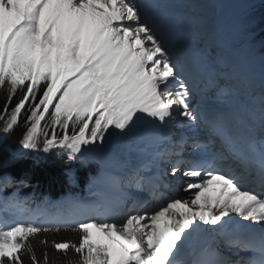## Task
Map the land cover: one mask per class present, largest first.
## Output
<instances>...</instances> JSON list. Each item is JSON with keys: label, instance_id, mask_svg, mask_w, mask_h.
<instances>
[{"label": "snow or ice", "instance_id": "obj_1", "mask_svg": "<svg viewBox=\"0 0 264 264\" xmlns=\"http://www.w3.org/2000/svg\"><path fill=\"white\" fill-rule=\"evenodd\" d=\"M184 6L185 0H0V137L23 117L22 151L9 152V163L27 152H55L66 166L88 168L100 163L94 150L110 138L118 142V158L155 132L166 142L155 159L171 165L154 178L142 174L144 166L125 178L88 174L90 183L105 180L125 194V203L133 200L123 216L11 224L6 214L26 201L4 190L28 184L0 173V264H25V257L28 264H264V73L235 115L223 106L235 85L219 70L229 52L191 33L189 46L205 66L204 87L218 105L198 111V88L170 35L187 33ZM176 128L202 130L204 139L192 143L200 160L183 158L189 138H177ZM65 174L75 181L71 167ZM169 175L187 178V198L179 185L168 196L160 191L171 187L164 182ZM146 183L156 201L151 208L127 196ZM62 229L78 241L49 240Z\"/></svg>", "mask_w": 264, "mask_h": 264}, {"label": "trees", "instance_id": "obj_2", "mask_svg": "<svg viewBox=\"0 0 264 264\" xmlns=\"http://www.w3.org/2000/svg\"><path fill=\"white\" fill-rule=\"evenodd\" d=\"M261 15V22L264 24V10ZM4 100L5 93L0 91V106L3 105ZM22 130L23 117L21 118V126L10 136L0 137V173H9L18 180L24 179L27 181L28 186H17L20 189V196L31 206L36 204L63 203L66 196L76 190L67 181L65 173L68 167H75L77 180L82 186L88 181V174H94L97 171L95 163L90 164L88 168L83 167L79 163L66 166L61 160L57 159L55 152L49 155L27 152L24 159L9 163V152L22 151L18 142ZM7 149L13 150L8 151ZM48 238L49 240L55 238L56 240L69 239L78 241L79 236L73 231L62 229L59 234L50 233ZM33 245L39 255L41 245L37 240H33ZM49 253L50 255L54 254L51 249H49ZM25 264H28L27 257H25Z\"/></svg>", "mask_w": 264, "mask_h": 264}, {"label": "rangeland", "instance_id": "obj_3", "mask_svg": "<svg viewBox=\"0 0 264 264\" xmlns=\"http://www.w3.org/2000/svg\"><path fill=\"white\" fill-rule=\"evenodd\" d=\"M218 2V4L220 5V7H224L227 3L228 0H216ZM252 5L250 4L249 0H235V3L233 5V8L229 10V12H227V16L224 17V22H227L228 20L231 21H238V31H236V37H238L239 35H242L243 37L242 40H244L243 42L249 43L250 45H252L254 42L258 41V37H255L258 35L259 33V29L258 27L255 26V24H259L260 23V18H261V14L260 13H254L249 17H245L247 19H240L241 15H246L248 12L253 11V8H255L256 6H253V8L251 7ZM253 20V21H252ZM248 22V23H247ZM253 22V28L251 30H247V24H252ZM250 28V26H249ZM229 42V41H227ZM242 42V43H243ZM241 44V40L240 39H234L233 40V47H238ZM246 55L249 56L252 60H256L257 58L261 57L264 54H261L258 52V48L256 46H252L250 49H248L246 51ZM264 60V58H263ZM254 67L252 72L254 75H256L258 78H261L262 73H264V64H260V65H252ZM113 142L115 145H117L116 150L111 153L110 155H101V154H95L100 161V168L103 171L104 169H109L112 170V161L114 160H118L119 162H121L123 164L124 160H127L128 164L132 162V158L134 157V152H133V144L131 146L130 151L128 152L127 155H119L118 158L116 157L117 154V150H118V142L114 139V138H110L109 142L107 143V145L110 142ZM18 143V142H15ZM9 150H13V149H7ZM134 160V159H133ZM112 162V163H111ZM111 165V167L109 166ZM114 168V167H113ZM128 169H130L129 167H127ZM115 170V169H114ZM110 175H116V173H110V172H104ZM72 185H76V179L74 182H71ZM98 183H96L97 186ZM93 183H90L87 187L86 193L85 195H87V197L89 198V196L93 193L96 192V187L94 186L92 189ZM90 191V192H89ZM6 194V193H5ZM13 194H16L13 193ZM12 194V195H13ZM12 195H8V196H12ZM78 197H70L69 200L67 201V204H71V203H76L78 200ZM95 197H91V201H94ZM27 208L24 206L23 209H11L9 210V212L6 214L5 220L6 223L11 224L14 222H9L8 219L12 218L11 220H13V218L16 217V215H19L21 212L26 213ZM36 212H40L42 213V216L38 219V220H34L35 222H42L45 218H52L56 215V211L53 212H49V215H44L45 210H38ZM69 213V211H68ZM66 213V214H68ZM71 213H73V211H71Z\"/></svg>", "mask_w": 264, "mask_h": 264}, {"label": "bare ground", "instance_id": "obj_4", "mask_svg": "<svg viewBox=\"0 0 264 264\" xmlns=\"http://www.w3.org/2000/svg\"><path fill=\"white\" fill-rule=\"evenodd\" d=\"M228 2H230L231 4L228 5L227 7H231L232 3H234V0H229ZM229 10V9H228ZM227 11V10H225ZM232 28H234V24H230L228 26V28L226 30H224L222 33H217V31H214L212 34L213 35H217L218 36V40L223 41V39L225 38L226 35L223 36V34L227 33L229 30H231ZM172 40H175V36L170 33ZM199 37V36H198ZM177 43H179V45H177L175 42V53H176V57L178 58V60H181L183 58H187L188 56L192 57L194 56L196 59L197 57V53L196 51H192L190 54L187 53V51L190 50L186 48H184L183 43L185 42V40H177ZM201 60H197L196 63L197 64H201ZM244 64V63H243ZM240 65V62L237 64V67ZM245 65V64H244ZM203 67L204 64L202 65ZM245 74V73H243ZM261 79H257V82H259ZM260 83V82H259ZM259 83L257 84V86L259 85ZM227 101H225L224 103V107H229L230 104L232 103V100L230 98L226 99ZM196 131V130H195ZM193 131V132H195ZM158 135L153 132L151 134V139L148 141H142V140H137L134 141L133 144V152L135 157L133 158L136 166H144L147 164L146 159L147 157L150 155V152L148 151V149H152L153 146H155V142H156V137ZM147 148V149H146ZM115 148H111L110 146L108 147H104L101 150H95L94 153H102V154H106L109 155L112 152H114ZM192 159V158H191ZM114 167V168H113ZM112 168L115 169L114 173H116V175H110V176H117V177H122L124 173L128 172V169L126 168V166L124 164H121L120 162L114 161V163H112ZM107 172V171H105ZM111 173V172H110ZM187 180V178H185L184 182ZM96 187V192L91 194L89 197H95L94 201H91L92 203H99V204H103V205H109L111 207L112 210H125L127 208V206H131L130 204H133V200H127L126 203L124 202V198L120 197L125 195L124 193H121L120 191L116 190L114 187H112L107 181L105 180H101L100 182H98ZM251 187H256V185L251 186ZM257 190H260L259 188H257ZM179 195L181 197L187 198L189 193L188 192H184V191H180ZM168 196V195H166ZM154 204L147 206L149 208L153 207ZM74 215H77V213H74ZM19 216V215H18ZM111 215L107 214L105 216H103L101 219H104L105 217H109ZM35 217V214H29L26 215L24 218L19 219V221H27V220H31ZM89 218H95L93 216H90ZM12 219V218H11ZM9 220L10 222L12 220ZM183 258V257H182Z\"/></svg>", "mask_w": 264, "mask_h": 264}]
</instances>
